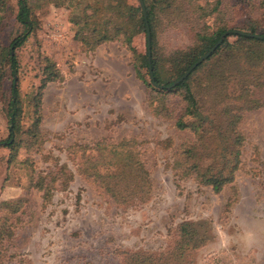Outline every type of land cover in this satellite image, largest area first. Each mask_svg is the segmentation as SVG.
Listing matches in <instances>:
<instances>
[{"label": "rangeland", "instance_id": "1", "mask_svg": "<svg viewBox=\"0 0 264 264\" xmlns=\"http://www.w3.org/2000/svg\"><path fill=\"white\" fill-rule=\"evenodd\" d=\"M92 1L26 0L32 30L14 52L21 110L18 146L0 147V264H121L123 252L165 257L184 222L206 231L207 240L182 264H264V106L237 120L241 146L232 181L218 191L197 183L185 172L190 163L185 151L199 156L198 168L213 167L217 125L224 122L206 120L202 139L175 127L183 110L180 91L160 97L143 82L148 80L144 70H139L143 79L137 74L136 58L145 50L141 33L129 45L117 35L93 50L76 40L78 26L71 20L80 14L79 4ZM126 2L135 5L137 0ZM262 7L248 17L237 13L225 19L234 18L229 23L234 30L250 23L264 31ZM15 10V0H9L0 14L2 46L21 34ZM157 18L158 76L169 83L175 54L193 46L196 31L215 21L211 16L186 23L181 0ZM47 63L58 77L42 86ZM2 77L0 141L7 137V69ZM229 87L234 91L233 83ZM253 96L264 99V89ZM162 102L166 111L159 108ZM224 105L237 102L228 99ZM119 150L130 152L146 172L143 195L121 198L125 191L114 179L102 185L92 176L123 170L113 159ZM8 202L18 203L15 212L17 204L3 205Z\"/></svg>", "mask_w": 264, "mask_h": 264}, {"label": "trees", "instance_id": "2", "mask_svg": "<svg viewBox=\"0 0 264 264\" xmlns=\"http://www.w3.org/2000/svg\"><path fill=\"white\" fill-rule=\"evenodd\" d=\"M7 1L9 0H0V14L5 12ZM141 1L144 7V17L137 3L128 4L126 0H116L112 4L99 0L79 4L80 14L77 19L71 20L75 26H78L74 38L88 50H93L103 42L113 41L117 35L122 37L123 43L129 45L137 33H141L145 38V26H147L151 75L149 76L148 73L146 47L143 54L136 56L137 74L143 69L148 77L147 82H143L160 97L180 91L183 110L174 122L175 127L180 130L189 129L199 139H202L204 132L208 129L206 120L212 118L215 122H224L217 125L220 140L215 141L216 145H213L212 152L214 157L217 156V162L213 164V167L207 170L198 168L199 156L196 157L192 149L185 151V160L190 161L185 172L190 171L197 183L218 191L232 181L233 172L237 168L241 146V135L236 129L239 116L245 111L264 106V99L253 96L255 91L259 92L264 89V31L257 32L256 27L250 23H247L244 29L234 30L229 24L234 18L228 21L225 16L238 13L247 14L248 17L257 10L263 11L264 3L255 0H213L211 4L201 6L197 5L196 0H181L185 4L186 23L203 22L206 17L212 16L216 25L214 22L213 29L203 26L202 29L196 31L193 46L185 52L176 53L175 60L172 59L174 80L163 83L158 76L161 64L157 58L156 34L160 27L157 14L159 11L171 8L175 0ZM15 3L14 20L21 27V34L12 37L6 46L0 44V83L5 69L10 79L5 109L7 137L0 141V147L9 150L18 146L15 134L19 129L21 114L16 82L17 62L14 52L31 32L33 25L30 19L31 11L26 0H15ZM232 30L242 34H226ZM228 37H232V41H228ZM214 46L216 47L213 52L203 62L197 65L180 83L172 86V83L191 64ZM51 68L48 63L45 65L42 86L46 82L57 81V72L51 71ZM230 83L234 85L232 92L229 89ZM228 99L234 103L237 102V105H224ZM159 108L161 111H166L163 102ZM184 117H189L191 121L184 123ZM37 124L35 119L32 123L34 134ZM29 134L32 133L29 131ZM113 154V159H116L119 164L122 163L123 170L115 175L102 176L95 172L92 176L97 177L101 183L103 182L102 185H106L110 178L114 179L117 187L121 186L125 191L121 198L135 193L143 195L147 189V179L140 162L135 161L133 155L127 150H119ZM105 190L109 189L106 187ZM112 193L116 194V191H111V195ZM114 199L118 200L116 197ZM8 203L3 205L10 207L17 204L15 207L12 206V212H15L19 206L18 203ZM205 234L206 231H200L194 224L184 222L177 226L174 241L165 257L153 258L146 254L123 252L120 262L121 264H182L183 260L185 262L188 260L191 253L203 246L207 240Z\"/></svg>", "mask_w": 264, "mask_h": 264}, {"label": "water", "instance_id": "3", "mask_svg": "<svg viewBox=\"0 0 264 264\" xmlns=\"http://www.w3.org/2000/svg\"><path fill=\"white\" fill-rule=\"evenodd\" d=\"M140 12L142 14V16L144 17V7L142 4L141 0H137ZM226 34H242L241 32H237V31H229ZM223 37V35H222ZM220 40L218 41L217 44H219ZM145 47H146V53H147V64H148V73L149 76L151 75V70L149 69V33L147 30V26H145ZM216 46L212 47L210 50H208L205 54H203L201 57H199L193 64H191L183 73L182 75L176 79L173 83L172 86L180 83L183 79H185L187 77V75L197 66L199 65L202 61H204L215 49Z\"/></svg>", "mask_w": 264, "mask_h": 264}]
</instances>
